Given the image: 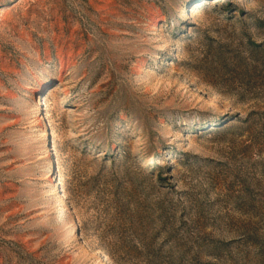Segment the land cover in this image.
Returning a JSON list of instances; mask_svg holds the SVG:
<instances>
[{"label": "rangeland", "instance_id": "rangeland-1", "mask_svg": "<svg viewBox=\"0 0 264 264\" xmlns=\"http://www.w3.org/2000/svg\"><path fill=\"white\" fill-rule=\"evenodd\" d=\"M0 264H264V0H0Z\"/></svg>", "mask_w": 264, "mask_h": 264}]
</instances>
